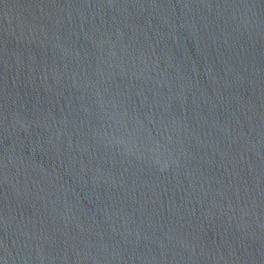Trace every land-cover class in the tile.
<instances>
[{
  "label": "water",
  "instance_id": "1",
  "mask_svg": "<svg viewBox=\"0 0 264 264\" xmlns=\"http://www.w3.org/2000/svg\"><path fill=\"white\" fill-rule=\"evenodd\" d=\"M0 264H264V0H0Z\"/></svg>",
  "mask_w": 264,
  "mask_h": 264
}]
</instances>
